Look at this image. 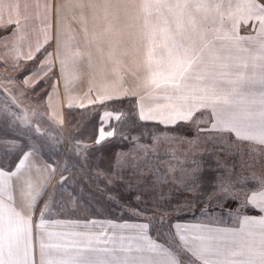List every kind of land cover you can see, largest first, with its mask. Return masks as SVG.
I'll return each instance as SVG.
<instances>
[{"label": "snow or ice", "instance_id": "6c2138e0", "mask_svg": "<svg viewBox=\"0 0 264 264\" xmlns=\"http://www.w3.org/2000/svg\"><path fill=\"white\" fill-rule=\"evenodd\" d=\"M98 7L102 19L90 17ZM64 10L81 17L83 40L73 35L62 44L57 6L34 28L27 15L0 17V52L26 47L24 84L35 90L51 82L49 99L63 85L67 108L76 103L70 90L87 80V95L103 111L97 136L77 143L79 158L105 154L117 135L134 141L152 122L175 138L182 159L141 167L121 163L131 153L119 151L108 169L89 168L95 191L66 175L65 162L49 192L51 175L37 178L28 166L44 156L39 142L25 147L13 136L18 144L0 142V190L4 177L20 183L42 219L65 198L88 207L103 200L119 212L106 228L95 215L83 221L101 220L96 235L106 254L74 264H264V0H65ZM13 56L16 67L21 56ZM48 168L54 172L56 161L41 173Z\"/></svg>", "mask_w": 264, "mask_h": 264}, {"label": "crops", "instance_id": "0c3cea01", "mask_svg": "<svg viewBox=\"0 0 264 264\" xmlns=\"http://www.w3.org/2000/svg\"><path fill=\"white\" fill-rule=\"evenodd\" d=\"M37 2L39 6H36ZM24 5L25 0H0V17L16 19L18 14L27 15L30 17V27L34 28L41 21H44V18L49 14V9L53 13L57 10V0H27L28 7L26 12L24 11ZM59 11V31L62 44L66 43L73 35L77 39L83 40L85 34L84 32H80L83 27L79 22L81 17L77 16L73 18L67 15L62 8ZM103 14V7H98L89 12L90 17L97 16L101 19ZM97 23L99 24L100 21L98 20ZM38 37L39 31L32 33L29 36V40L34 42ZM55 44L56 42L54 40L51 47L54 48ZM3 48L4 45H0V50ZM26 51L27 48L22 47L17 48L16 53L0 52V63L4 66L7 63L5 67L16 68L24 63L22 57ZM12 55H14L13 59H15V55L21 56V63L16 67L11 66L10 57ZM129 79L131 80L132 77L129 76ZM22 81L24 82V77ZM28 87H31V85ZM87 88L88 83L85 80L78 87H75L74 90H70V95L76 97V103L73 107L84 108L93 105L91 102L92 97L87 95ZM81 103L83 107H81ZM45 107V116L49 122L59 127L65 125L64 111L67 108V104L63 85H61L59 94L53 92L51 99L46 94ZM107 123L105 121L106 131ZM123 142L125 141H122V144ZM126 142L129 146L119 151L131 153L130 148L132 146L137 145L140 148L143 145L145 146V148L139 149V152H132L135 153L133 155L129 154L127 160L125 157L121 158V161H127L128 164L135 162L141 167H146L149 164H158L159 161L161 162L172 157V153L170 152L165 153L164 151H159L158 141L149 140L148 142H143L141 140H128ZM176 156L180 157L181 155L176 154ZM46 161V157L44 156L38 160L30 157L28 166L37 178L51 175V178L48 180V191L50 192L59 180L61 173L58 166H56L54 172H51L50 168H48L41 173L40 169L44 168ZM83 164L84 160L81 165ZM73 169L75 170H69L68 172H73L75 179L79 176L80 178L77 179L79 182H82L84 185H87V188L95 191L93 184L88 183L87 178H84L85 175L82 176L84 172L82 171L80 175L79 168L74 167ZM58 176L59 178L57 180L56 178ZM4 190L11 192V201L15 204L12 205L13 207L22 208V202L29 200L25 187H22L18 182H13L7 177H4L3 187L0 190V264H74L80 258H91L96 261L104 259L106 254L104 244L101 238L96 235L97 232L104 230L100 225L101 220L98 219L95 225L83 223L85 219H92L93 215H95L96 217L102 218L103 222H105L104 228L107 227L106 224L109 216L105 213L104 208L106 204L103 200L98 204L93 203L91 207H88L78 202L67 201V198H65V207L47 212L42 219L41 216H34V213L31 216L19 214L8 201L4 202ZM39 209L36 208L35 210L38 212ZM114 213L112 211V216ZM116 213L118 217L119 212ZM255 214H258L255 210L254 213H250V215Z\"/></svg>", "mask_w": 264, "mask_h": 264}, {"label": "rangeland", "instance_id": "374dc122", "mask_svg": "<svg viewBox=\"0 0 264 264\" xmlns=\"http://www.w3.org/2000/svg\"><path fill=\"white\" fill-rule=\"evenodd\" d=\"M64 3L65 0H57V6H59V9L61 10L64 9ZM80 32H83L82 30ZM2 64V63H1ZM5 67V66H4ZM35 67V65H34ZM13 69L10 67H6L5 68H0V88L4 91V96L5 98L3 99H10L12 103H14L17 107V109L15 111L6 109V107H3V105L1 106L2 109H4L3 114H6L7 116H9L10 118H12L13 120L17 121V123L19 124V126L25 130L24 135L25 138L28 140V144L29 143H36L37 141L39 142V150L43 151L44 149V153H46L48 156H50L52 159H54L55 161H57L56 166H58V169L61 173V167L65 164V162L68 163L69 165V170H75L73 169L75 167V165L77 164L75 162V160H77L79 163H83V159L79 158V150L74 151V149L70 150H66L67 145L69 143V140L67 138V131L64 126L61 127H56V125L51 124L52 126H55L58 130V133L54 132L53 134L58 135H52L51 134V130L49 125H46V123H44V121H47L46 116H45V109H43L42 104H34L33 101H31L30 96H29V92L26 89H28L30 85L26 86L24 84V82L17 80L16 76L14 75L13 71H7V69ZM20 69V68H19ZM25 87V88H23ZM49 87H52L51 82H49ZM49 89V88H48ZM10 92V97L7 96L6 93ZM11 94L14 96H12L11 99ZM115 121V120H113ZM44 130L48 131L49 133H47V135L44 134ZM107 130H112L111 128L107 129ZM21 133V132H19ZM22 134V133H21ZM36 135V136H33ZM134 136H136L135 140H153V137L146 139L147 135H144L142 137V139L139 138V136L137 134H135ZM156 136L160 137V140H158V149H160L159 151H164L165 153H172V151L174 149L177 150V154L179 153L178 150V145L175 142V138L171 137L170 135H168L167 133L161 132L159 134H157ZM116 137H119L118 135ZM164 137H169V139L167 141H165ZM182 138V137H180ZM119 140H121L120 138H118ZM132 140V139H130ZM0 142L4 143V144H18L17 141L14 140H3L0 139ZM141 148H145V146L143 145ZM140 147H138L137 145L132 146L130 148V152L131 155L135 154L132 152H139V149H141ZM133 149H135V151H132ZM149 149V146H148ZM167 150V152H166ZM66 151V152H65ZM66 155V157L64 158L63 155ZM130 155V156H131ZM129 156V155H127ZM125 157L126 160L128 157ZM181 157H177L175 159H173V157H169L163 161H159L158 164H160L161 167H165L168 163H176V160H181ZM58 158V160H56ZM74 158V159H71ZM132 158V157H131ZM115 159V158H114ZM114 161H111V163L113 164ZM121 163H124V161H121ZM80 175L82 173V171H84L83 169H78ZM130 169L126 168L125 169V176H127L129 174ZM66 175H70L72 178H74V174L73 172H67L65 173ZM84 174H82L83 176ZM78 176V174H77ZM59 176L56 178L58 180ZM80 178L79 176L77 177V179ZM85 178V176H84ZM60 179V178H59ZM75 179V178H74ZM75 179V180H77ZM56 180V181H57ZM88 181V179H86ZM78 181V180H77ZM91 184V183H90ZM87 186V185H85ZM4 202H7L12 206L15 205L13 201H11V192L4 190V197H3ZM22 208H18V207H13L15 208L19 214H23V216H31L33 215V210L29 208L31 207V201L30 200H26V202H22ZM42 206V205H41ZM28 209V211H27ZM39 209V208H38ZM40 211L41 208L38 210H35V214L34 216H38L40 217ZM250 213H254V210L250 211L248 214Z\"/></svg>", "mask_w": 264, "mask_h": 264}, {"label": "trees", "instance_id": "16d2710c", "mask_svg": "<svg viewBox=\"0 0 264 264\" xmlns=\"http://www.w3.org/2000/svg\"><path fill=\"white\" fill-rule=\"evenodd\" d=\"M1 34L2 32H0V35ZM25 66L26 65L23 63L16 68H13V69L8 68L7 71L9 72L13 71L14 75L16 76V79L22 81L23 77L27 73L23 75H20L19 73H20V70L24 68ZM27 67L32 68L34 67V64L32 65L29 64L27 65ZM0 68L6 69V67H4V65L1 63H0ZM48 88H49V83L47 85H41L39 88H36L35 90H33L32 87H29L28 89L25 88V90L29 92L30 99L31 101H33L34 104L36 105L42 104L43 109H45L46 108L45 107V97H46ZM0 92L3 93V96H0V104L4 105V106L3 105L1 106L6 107V109L15 111L17 109L16 105L12 103L10 99H3L5 98V96H4V91L1 88H0ZM6 94L8 97H10V92ZM12 96L13 95L11 94V99H12ZM1 106H0V139L13 140L11 139L13 136H23L25 138V135H24L25 130L19 126L17 121L13 120L6 114H3L4 109H2ZM116 106L120 107L119 104H117ZM123 107L127 109L129 107V101H124ZM102 111L103 109H101L98 105H92V106H88L84 108H78V107L65 108V111H64L65 128L67 131V138L69 140L66 150H70L71 148V149H74V151L79 150L80 152L82 147L79 149L77 148V143L79 141H86L90 143L91 140L97 136L98 129L100 127V117L96 113H101ZM44 123H46V125L50 124L49 127H50L52 135H55L53 134L54 132L58 133L57 131L58 129L56 128L58 126L56 127L52 126L51 125L52 123L49 122L48 120L44 121ZM112 123L115 124L116 122L112 121ZM106 129H109V127L106 126ZM19 132H21L22 134ZM161 132L167 133L166 131L163 130L162 125L157 127L152 122H147L143 127L139 128L137 133H134L133 135L137 134L140 139H142L144 135H147L146 139H148L153 136H156L157 134ZM47 133L49 132L44 130V134L47 135ZM167 134L170 135L169 133ZM33 136H36V135H33ZM55 136H58V135H55ZM118 138L120 137H116L115 140L111 141L114 147H112L105 154L101 155L100 153H97L96 158L89 161L88 163L84 162L83 167H81V162L79 163L77 160H75V162L77 163L75 167L79 169L81 168L84 170L83 172H84L85 178H87L86 174L89 168H91L95 164L99 165L100 168L108 169L109 166L112 165L111 161L114 160L115 154L119 150H124L129 146L126 141L123 142L122 144V140H119ZM14 141H17L19 143L18 140H14ZM141 141L148 142L149 140H141ZM27 145H28V140L25 138V147H27ZM64 156L66 157L65 154L63 155V157ZM44 157H46V160H54L50 156H48L46 153H44ZM71 159H74V158H71ZM56 160H58V158ZM5 163L7 162L5 161ZM93 172L95 174V169L93 170ZM119 191L122 193L124 197L127 198L128 192L126 190L119 189ZM104 210H105L106 215L110 217V214L112 213L113 210L107 205H105ZM113 216L117 217V213L115 212Z\"/></svg>", "mask_w": 264, "mask_h": 264}]
</instances>
